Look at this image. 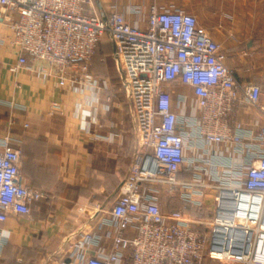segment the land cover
I'll use <instances>...</instances> for the list:
<instances>
[{"label": "built area", "instance_id": "1", "mask_svg": "<svg viewBox=\"0 0 264 264\" xmlns=\"http://www.w3.org/2000/svg\"><path fill=\"white\" fill-rule=\"evenodd\" d=\"M0 10L14 32L13 72L42 62L38 72L60 85L97 89L102 84L91 72L92 60L105 35L115 45L138 149L111 216L102 221L116 228L112 251L83 257L82 264H204L207 257L264 264V126L247 131L236 117L242 95L264 114L262 87L237 81L222 45L196 14L153 3L142 28L118 10L102 14L96 0H0ZM177 81L195 93L189 103L185 95L179 99L181 114L167 88ZM184 167H193L191 179L180 177ZM164 188L197 205L207 189L215 190L214 217L200 221L185 218L181 209L164 212ZM43 197L26 182L21 149L5 138L0 222L13 213L29 215L32 202ZM130 227L135 236L126 234ZM100 240L97 233H82L77 245L87 249ZM6 242L0 233V252Z\"/></svg>", "mask_w": 264, "mask_h": 264}, {"label": "crops", "instance_id": "2", "mask_svg": "<svg viewBox=\"0 0 264 264\" xmlns=\"http://www.w3.org/2000/svg\"><path fill=\"white\" fill-rule=\"evenodd\" d=\"M153 3L156 0H96L102 14L118 10L142 28L148 25ZM133 4L141 7L139 13L130 10ZM185 10L196 14L199 25L222 45L226 64L240 84L261 85L264 104V0H196L195 10ZM13 36L5 11L0 10V143L10 138L12 146L21 149L26 182L44 197L32 202L29 215L13 213L0 222V233L7 238L0 264H82L83 257L113 248L116 228L102 221L111 216L120 194L117 187L133 157L129 99L122 87H112L105 77L99 78L102 87L97 89L60 85L56 78L38 72L42 62L13 72L10 67L17 58ZM105 36L114 56L110 36ZM91 66L106 67L99 57ZM167 88L178 114L184 110L179 104L182 95L188 103L195 98L192 85L177 81ZM236 110L247 131L264 126V114L243 95ZM193 175V167H184L180 177ZM164 192L169 197L166 201L161 196L164 212L181 209L185 218L200 221L214 217L215 190L207 189L201 205L184 202L177 191ZM82 233H97L101 240L97 246L81 248L77 242ZM136 233L135 227L126 231L130 237ZM213 260L207 257L204 264Z\"/></svg>", "mask_w": 264, "mask_h": 264}, {"label": "rangeland", "instance_id": "3", "mask_svg": "<svg viewBox=\"0 0 264 264\" xmlns=\"http://www.w3.org/2000/svg\"><path fill=\"white\" fill-rule=\"evenodd\" d=\"M156 3L158 4H162V5H167V6H171L173 3V5H176L178 7H182L185 9H189L192 8L195 10L196 7V0H156ZM111 43H109L108 41V37L105 36L103 39V42L101 44V46L98 48L97 53L95 54L94 58H100V62L103 61V63H105L106 67L104 70L101 69H96L95 67H92V74L94 76V78H97L99 80V78L101 77H105V80L108 81L109 84H111V86H115V87H121L120 84V76H119V71L117 68V64L115 61V57L111 54ZM93 58V60H94ZM102 59V61H101ZM93 60H92V64H93ZM165 191V188H164ZM163 195V196H162ZM161 196L164 198V200L167 201V199L169 198L167 196V193L162 192ZM222 260L220 259H216L213 260L210 264H222L221 262Z\"/></svg>", "mask_w": 264, "mask_h": 264}, {"label": "water", "instance_id": "4", "mask_svg": "<svg viewBox=\"0 0 264 264\" xmlns=\"http://www.w3.org/2000/svg\"><path fill=\"white\" fill-rule=\"evenodd\" d=\"M112 45H113V48H114V51H115V45H114V42H112ZM115 57H116V60H117V65H118V68H119V73H120V76L123 80V82L125 81V78H124V74H123V71H122V68H121V65L119 63V60H118V57H117V54H115ZM131 117H132V121H133V125H134V131H135V141H134V150H133V157H132V161L130 163V166L127 170V173H126V176L125 178L121 181L119 187L120 188L122 186V184L124 183L126 177H127V174L130 172L133 164L135 163V160H136V153H137V149H138V136H137V130H136V125H135V121H134V118H133V115L131 114ZM116 189V190H117ZM112 196L110 195L109 197H107V199L105 200L104 204L102 206H104L111 198Z\"/></svg>", "mask_w": 264, "mask_h": 264}]
</instances>
